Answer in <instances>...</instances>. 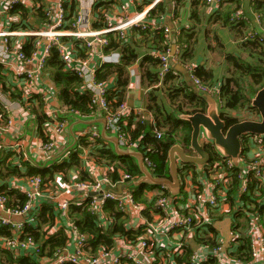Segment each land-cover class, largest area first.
<instances>
[{"label":"trees","instance_id":"obj_1","mask_svg":"<svg viewBox=\"0 0 264 264\" xmlns=\"http://www.w3.org/2000/svg\"><path fill=\"white\" fill-rule=\"evenodd\" d=\"M184 0H179L180 6ZM194 10L202 7V10L207 5V0H194ZM16 5L10 13L20 14L26 13L27 9ZM241 6V0H224L221 2L219 9L215 11L221 23L230 27L236 39L241 44L242 51L247 52L250 60L243 58L241 54H228L227 62L230 66V76L224 79V82L219 88V98L222 101L226 115L229 116L228 123L233 124L238 121V116L234 115L232 111L241 112L245 109L253 111L258 114L256 108L251 107V96L256 91L264 87V41H259L260 35L255 31L250 23L247 21H239L235 24L230 22L231 14ZM110 2L108 0H99L94 7L95 20L92 23L94 29H102L106 26L104 17L105 9L108 10ZM253 8L262 16V25L264 27V0H255ZM45 5L36 8L37 15L42 18L46 16ZM166 11V1L158 3L150 13L156 15L159 12ZM67 19L72 20L78 13L77 0H69L66 3ZM254 33V39H245L247 33ZM136 35L128 41L121 40L116 32L106 33L109 44L103 49V52L110 53L118 51L121 54L119 63H105L97 69V78L101 81L110 83L116 78V83L109 85L108 100L113 109H117L124 102V95L128 86V79L130 73V66L133 65L140 57L139 50L141 47H150L152 51H163L170 47L167 42L164 32L162 30H135ZM194 39L193 33L186 34L182 32L177 37L176 44L179 46L186 45L185 50L180 54L181 63L187 64L194 59V47H192L191 40ZM196 40L193 44H195ZM35 42L30 46V51L26 50L27 54L34 49ZM32 49V50H31ZM75 49L79 52L84 51L85 42L83 40L76 41ZM154 53V52H153ZM151 54L145 55L140 60L141 80L147 83L149 88L148 102L144 111L141 113H131L126 116V123H123L124 129L131 142H138L140 149L149 155L154 163L153 173L159 177H169V150L176 144L180 143L188 149L191 141L192 128L188 121L178 118L176 112L193 113L205 106V102L194 87L189 86L182 81L181 75L169 73L163 78L160 77L159 71L161 67V60ZM45 69H48L53 81L60 87V98L62 103L68 110L78 111L83 116H91L97 112L96 106L92 103L91 94L85 90L81 79L67 72L64 68L63 62L60 58L57 47L52 49L51 55L46 63ZM193 75L197 77L201 83L211 87L214 82V74L210 70H206L200 66H196L193 70ZM6 76L3 74L2 66H0V84L8 85L6 83ZM3 82V83H2ZM159 84V85H158ZM161 85V86H160ZM160 86V87H159ZM165 86L166 98L169 101L165 104L160 101L158 91ZM18 90V89H17ZM19 91V90H18ZM17 98L26 96L25 93H11ZM38 102L43 104V97L40 95L28 97V101L32 103ZM188 103V105H187ZM189 106V109H185ZM150 115L151 118L148 116ZM1 118H7L5 110L0 109ZM47 122L49 118L43 117V121ZM42 130V127H40ZM158 133L161 136L158 137ZM47 137H44V141ZM211 153H214V148L208 147ZM250 150V146L244 144V152L242 157H246ZM87 151V154L85 153ZM93 159L96 164H102L108 168V176L113 182H120L121 172L130 174L137 178L141 175L139 167L135 159L131 156L116 155L109 144L101 137L92 139L89 133L79 135L75 147H73L63 158L41 167L39 164L31 163L22 152H16L7 149L4 155L0 153V193H5L9 198L11 205H19L23 203L26 196L20 193L19 190L9 187L7 182L11 176L16 177H31L41 176L43 178L44 189L51 190L56 184L58 177L62 178L64 182H71L69 176L72 170L80 171L81 177L78 180L93 181L88 169L85 168V161ZM219 156H215V159ZM25 172H22L23 168ZM240 167H234L233 180L230 182L229 193L235 195L238 193L239 180L236 177ZM179 174L182 181H185L187 176H192L194 183L198 182L202 172L193 164L180 165ZM185 184V183H184ZM184 186V185H183ZM160 187L158 185L143 184L139 187H131L137 203L142 204L145 208L142 211L144 216L150 219L151 211L157 212L155 207V200L149 199L146 196L148 190ZM259 187V182L252 179L248 191L241 196L243 206L234 211L233 231L240 233L236 237L240 245L234 251H229L231 258L240 261H250L251 256V237L249 231L251 230V222L253 217L247 215L245 224H237L236 219L244 214V211L252 213L253 216H259L260 220L264 215V205L260 204L255 195V188ZM262 194L264 190L259 187ZM165 193L171 196L169 190L166 188ZM229 194V196L231 195ZM181 195L187 196L188 192L185 187ZM232 197V196H230ZM91 196L83 202H71L67 211V219L74 223L80 231L87 235L86 248L92 254H97L101 250L115 249L120 242L124 240L132 245H137L139 240L145 234L144 227L137 229L130 225V214L118 206L116 200H108L102 207L101 214H92L88 209ZM63 221V216L57 203L53 199H46L41 203L40 216L35 225H30L25 228V235L33 236L40 244L42 252L41 255L47 257H54L58 249L66 246L67 232L65 225L58 226V221ZM60 221V222H61ZM241 226V227H240ZM207 227L206 234L199 237L200 243H209L211 247L220 245L216 233L213 237L209 232L216 231L211 223L205 225ZM55 230V232H51ZM13 231L9 226H0V236H12ZM241 236L239 239L238 237ZM235 241V242H236ZM147 243H150L147 240ZM1 250V248H0ZM193 248L185 246L181 254L174 255L173 259L168 264L175 262L177 264H192ZM2 257L5 264H41L29 256L18 255L13 251H2ZM156 261H160L159 255ZM69 264V263H68ZM202 264H218L215 258H208Z\"/></svg>","mask_w":264,"mask_h":264},{"label":"built area","instance_id":"obj_2","mask_svg":"<svg viewBox=\"0 0 264 264\" xmlns=\"http://www.w3.org/2000/svg\"><path fill=\"white\" fill-rule=\"evenodd\" d=\"M99 0H77L78 13L72 19H67L66 3L69 0H55L50 5L46 6L45 14L48 18L52 19L51 25L48 29L42 31L40 34L46 37V41L41 39L35 41V47L27 54L22 48L15 47L11 41V35L14 31H0V66L9 65V61L17 57L19 60L28 64H34L35 69H18L17 76L24 80L23 88L25 91H30L36 85L37 73L43 71L46 63L51 55L52 49L57 47L60 58L63 62L64 68L67 72H70L78 76L85 90L91 94L92 103L98 109L105 113L107 119V130L110 133H114L118 136L119 142L122 146L131 147L134 146L140 149L138 142H131L127 134V131L123 127V123H126V116H129L134 112L126 103H122L117 109H113L108 100L109 83L106 81L98 80L97 69L98 66L91 62L90 56L94 55L97 51V47L103 51L104 47L109 44V40L106 37L108 32H116L121 40L128 41L132 30H162L167 42L170 43V47L163 51H156L153 53L155 57L161 60V67L159 75L163 78L169 73L178 75L173 68V63L180 60L179 54H181L182 48H173L177 41V37L182 33L178 25L176 12L179 8V0H169V6L172 9V15L174 18V25L176 27H170L155 21V18L150 13L158 3L165 0H153L150 4L146 5L144 9L138 10L132 14L128 13V6L134 3L135 0H108L112 7L117 5V14L114 16L110 11L111 9H105V23L106 26L102 29H90L89 16L94 10L95 5ZM224 0H207V5L213 6L217 10L221 2ZM250 3V15L246 10L245 3ZM255 0H241V6L237 8L230 16V22L235 24L239 21H247L251 27L257 31L260 35L259 41L263 43L264 37L261 32L264 31L262 25V16L259 12L253 8V2ZM23 3V0H0V19L8 14L18 4ZM76 37L85 42L86 48L89 49V55L87 57L79 56L75 51L72 44L66 42L64 38ZM245 39H254V33H247ZM70 44V45H69ZM184 48V45H182ZM121 60V54L118 51L105 53L102 52V64L105 63H119ZM194 68L190 67V77L193 83L199 90L206 91L214 94L213 86L209 87L193 75ZM29 92L28 94H30ZM48 98L43 97V105L46 106ZM2 108L7 114V124L5 128L13 123L10 116L8 105H2ZM95 112L92 115L97 114ZM70 113L81 115L78 111H71ZM135 113H141L135 112ZM242 117H248L251 119L259 118L258 114L253 111H242ZM50 126V130L46 132L47 140H43L38 150L40 154L45 156L52 155L60 147V137L65 133L69 120L65 117H53L45 123ZM87 133H81L85 135ZM92 139L100 138V132L98 130H91L89 132ZM161 133H158V137ZM243 143L250 146V150L258 147L256 155L249 157H241L240 170L237 172L236 177L239 180V189L237 195L240 197L245 194L251 184L252 179H256L259 182V187L264 190V136L259 135H246L243 137ZM17 145V144H16ZM15 145V146H16ZM13 146V147H15ZM12 146L8 147L3 143H0V152L7 149H12ZM142 151V150H141ZM143 152V151H142ZM144 161L146 165L153 171L154 163L149 155L144 153ZM49 158V157H48ZM236 167L231 158L219 157L214 159L204 168L205 177L199 180V185L195 186L193 200L186 207L175 206V202L179 199V196L173 197L165 193V186L156 187V192L152 199L155 200L156 213L162 214L163 224L166 230H187L192 231L195 229L200 230L205 228L204 217H199L198 212L201 208H217L222 205L221 198L219 196V188L223 184L226 188L233 180L232 169ZM130 174L122 172L120 182L116 183L111 180L107 173L102 174L93 181L78 180L74 184L75 189L80 190L84 194V200L91 196V200L88 204V209L92 214H101L103 205L108 200H116L118 206L127 211L130 216L137 215L144 209L142 204H139L135 200V196L131 187L126 186L127 180H134ZM28 187H14L19 190L20 193L26 196L23 203L19 205H11L10 198L5 193H0V226H9L13 231L12 236H0V264H5L2 251H13L18 255L29 256L32 259L37 260L41 264H146L145 260L141 257L150 247L147 243V229L146 234L139 240L137 245H132L133 251L117 252L116 249L101 250L97 254H92L86 248L87 235L80 231V229L74 224L69 223L67 219V211L71 201H62L57 203L62 216L68 220L66 232L68 235L66 246L56 251L54 257H47L41 255L42 249L40 244L31 235H25V228L30 225H35L40 216L41 203L46 199H53L49 193L50 190L44 189L43 178L41 176L27 177ZM185 190L188 186L187 181H184ZM118 184L123 185L122 192L119 193ZM259 187H256V192L262 200L260 204L264 205V193L260 192ZM125 188V189H124ZM155 189V188H154ZM187 191V190H186ZM51 192V191H50ZM184 196V195H183ZM184 197V199H186ZM57 202V201H56ZM83 202V201H81ZM173 208L175 210H173ZM8 215L4 216L2 215ZM132 217V216H131ZM251 230L249 235L251 237V256L250 261L244 264H264V229L260 225V217L252 216ZM133 218V217H132ZM148 228L157 230L153 226L149 225ZM55 232V230H51ZM239 235V234H238ZM237 235V236H238ZM236 236V237H237ZM207 249L211 248L209 243H203ZM215 258L218 264H243L237 260L233 262V258L229 255L228 251L224 249L222 245L212 247L209 258ZM192 264H202V260H197L196 253L192 255Z\"/></svg>","mask_w":264,"mask_h":264},{"label":"crops","instance_id":"obj_3","mask_svg":"<svg viewBox=\"0 0 264 264\" xmlns=\"http://www.w3.org/2000/svg\"><path fill=\"white\" fill-rule=\"evenodd\" d=\"M55 0H23V3L19 4V7L27 9V12L24 14L10 13L0 19V31H14L15 33L11 35V41L13 46L22 48L25 52L26 50L30 51V46L32 42L36 40L46 41V37L41 35L40 33L46 29H48L51 25L52 19L47 16L37 15L36 8L45 5H50L51 2ZM153 0H135L134 3L128 6V13L132 14L138 10L144 9V7L150 4ZM166 1V11L159 12L156 15H152L155 18V21L170 27H176L174 25V18L172 15V9L169 6V0ZM194 0H184L179 6L176 16L178 20L177 27L182 32L186 34L193 33L194 39L191 40L192 47H194V59L187 63H181V60L175 61L173 63V68L179 75L182 77V81L186 82L191 87L199 93L198 87L193 83L190 77V67L195 68L197 65L205 68L206 70H210L214 74V82L213 88L214 96L219 98V88L224 82V79L230 76V66L227 62L228 54H241L243 58L246 60H250L248 53L242 51L241 44L239 40L236 39L230 27L223 25L218 18V15L213 11L216 9L213 6L206 5L202 10V7L196 8L194 10ZM245 8L250 15V3L247 1L245 3ZM114 16L117 12V5L114 7L111 6L108 9ZM219 7L217 8V10ZM45 10V9H44ZM95 20L94 10L91 12L89 16V28L94 29L92 23ZM129 39L133 38L136 33L135 30L130 31ZM64 40L74 47V51L78 54V51L75 49L76 41L78 39L76 37H66ZM196 40L195 44L194 41ZM69 44V45H70ZM173 48H182V51L185 50L182 46L174 43ZM186 45L184 44V47ZM86 48V45H85ZM26 49V50H25ZM32 50V49H31ZM102 50L97 47V51L94 55L90 56L91 62L96 64L98 67L102 65ZM155 51H152L150 47H141L139 50L140 57L138 60L130 66V73L128 79V86L126 93L124 95V103H126L130 108H132L135 112L144 111L146 104L148 102V94L149 88L147 83H143L141 80V72H140V60L147 54H151ZM27 53V52H26ZM182 53V52H181ZM107 54V53H106ZM89 55V49H85L84 51L79 52V56L87 57ZM180 56V54H179ZM252 60V59H251ZM250 60V61H251ZM24 67V68H23ZM35 69L36 66L34 64L25 63L22 60H19L17 57L11 59L9 61V65L2 66L3 74L6 76V85L0 84V109L2 105H8L10 116L13 120V123L5 128L7 124V118L4 116L1 118L0 116V143L10 147L11 150L16 152H22L25 154V157L28 161L35 164H42L46 160L48 161V157H55L62 153L64 149L73 142L71 139L68 130L60 137V148L54 152L52 155L45 156L44 154H40L38 150L39 144L46 137V132L50 130L49 123L45 124L46 120L43 121L41 126V120L43 117L47 118H65L69 116L71 113L68 112L62 100L60 98V87L55 84L51 75L49 74L48 69H43V71L37 73L36 85L30 91H25L26 88H23L24 80L20 79L17 76L18 69ZM3 83V82H2ZM116 83V78L110 83ZM159 85V84H158ZM112 86V84H111ZM161 86V85H160ZM159 86V87H160ZM24 92L26 96L17 98L13 96L11 93H19ZM31 92L30 94H28ZM40 95L42 97L46 96L48 98V102L46 106L43 104H39L38 102L32 103L28 101V97H33ZM160 101H164L165 104L169 101L166 98V89L165 86L162 87L161 90L158 91ZM188 105V103H187ZM187 106L185 109H189ZM234 115L238 116V119L242 117V111L236 112L232 111ZM98 115H102L101 111L97 112ZM96 115V114H95ZM149 118L150 115L148 116ZM42 127V130L41 128ZM91 130H98L99 125L88 126L86 128L80 129L76 132L77 137L81 135V133H89ZM17 144V145H16ZM16 145V146H15ZM15 146V147H13ZM6 150H3L1 155H4ZM258 152V147L253 148L252 151L248 152L249 157L256 155ZM87 154V151L85 152ZM64 157V156H63ZM51 164V162H48ZM85 168L88 169L90 175L93 180L102 174L108 172V168L102 164H96L93 159H87L85 161ZM199 170V169H198ZM26 168L22 169V172H25ZM200 171V170H199ZM202 175H200V179L205 177V170L200 171ZM122 174V172H121ZM71 177V182H64L62 178L59 176L56 184L53 185L52 189L49 191L50 195L54 197L53 201H57L56 203H60L62 201H71L78 202L84 201V194L75 189L74 184L78 182V179L81 177L80 171L72 170L69 174ZM27 177H16L11 176L8 178L7 182L9 187H28ZM197 183H194L192 176H187L185 180L187 181V192L188 197L184 199L185 196L180 195L177 202H175V206L182 208L189 205V203L193 200L195 186L199 185V180ZM1 183V180H0ZM227 187V186H226ZM223 184L219 188V196L222 201V205L220 204L217 208H201L198 212L199 217H204L205 225L208 223L212 224V227L216 230L214 232H209L211 237L216 233L217 239L229 253V251L236 250L240 242L236 241V236L238 232L233 231V220H234V211L239 210L243 206V202L240 197L235 193H229V189H227ZM125 189V188H124ZM156 188L152 190H148L146 192V196L151 200L156 192ZM229 194H231L230 197ZM255 195L257 200L260 202L262 197H260L256 192ZM145 208V207H144ZM187 208V207H186ZM144 210V209H143ZM173 210H175L173 208ZM150 219L141 214L131 215L130 217V225L137 229L141 226L144 227V231L147 229V238L150 241L149 248L146 253L141 257L145 260L146 264H168L171 258L173 259L174 255L181 254L185 246H190L193 248V253H196L197 260L205 261L209 258L211 249H207L202 246L203 243L198 241L199 237L204 236L206 234L207 227L200 230H166L165 225L163 224L162 214L151 211ZM252 217V213L244 211V214L239 216L236 221L237 224H245V220L247 215ZM63 215V214H62ZM264 218V215L262 216ZM248 219V218H247ZM61 221V220H60ZM58 221V226L66 225L68 220L63 217V221ZM71 222L69 221L68 225ZM151 225L153 228L157 230H152L148 228ZM246 225V224H245ZM261 227L264 229L263 219L260 221ZM241 227V226H240ZM146 234V231H145ZM207 235V234H206ZM240 235V233H239ZM241 236L238 237V239ZM236 241V242H235ZM118 253L128 250L133 251L132 244L120 240L117 247L115 248ZM159 255L160 261H156V257ZM233 262H237V260L233 259ZM243 264L245 262H242ZM172 264H177L172 262Z\"/></svg>","mask_w":264,"mask_h":264},{"label":"water","instance_id":"obj_4","mask_svg":"<svg viewBox=\"0 0 264 264\" xmlns=\"http://www.w3.org/2000/svg\"><path fill=\"white\" fill-rule=\"evenodd\" d=\"M264 37V31L261 32ZM199 95L205 102V106L193 112H176V116L190 123L191 141L188 149L180 143L174 144L169 150V177L154 175L144 161V154L134 146L125 147L119 142L116 134L107 130L105 113L102 115L83 116L71 113L66 118L69 125L66 130L73 139L62 153L55 157L47 158L41 167L47 166L48 162H55L65 156L77 144L76 132L88 126L99 125L101 138L109 144L111 150L118 156H131L135 159L141 175L134 180H127L128 187H139L143 184L165 186L171 196H180L184 188L179 168L180 165H195L203 171L207 164L215 159V156L231 158L236 167L241 165V157L244 152L243 137L246 135L264 136V87L259 88L251 96V107L256 108L259 118L251 119L241 117L233 124L228 123V117L220 98L206 91L199 90ZM214 148V153L208 150ZM122 184H118V192L121 193ZM4 215V213H2ZM7 216L8 215H4Z\"/></svg>","mask_w":264,"mask_h":264},{"label":"rangeland","instance_id":"obj_5","mask_svg":"<svg viewBox=\"0 0 264 264\" xmlns=\"http://www.w3.org/2000/svg\"><path fill=\"white\" fill-rule=\"evenodd\" d=\"M262 69H264V67H261Z\"/></svg>","mask_w":264,"mask_h":264}]
</instances>
